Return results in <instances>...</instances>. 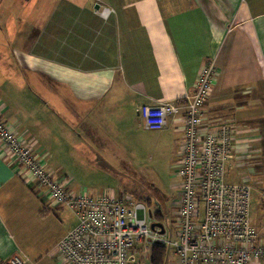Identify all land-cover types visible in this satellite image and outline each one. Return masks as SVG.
Wrapping results in <instances>:
<instances>
[{
  "label": "crops",
  "instance_id": "obj_1",
  "mask_svg": "<svg viewBox=\"0 0 264 264\" xmlns=\"http://www.w3.org/2000/svg\"><path fill=\"white\" fill-rule=\"evenodd\" d=\"M103 7L114 10L106 20L97 14ZM210 65L216 72L204 115L236 129L238 157L257 156L248 171L256 180L251 194L259 186L264 195V0H0L1 72L18 81L27 77L25 92L40 88L47 97L26 99L31 110L22 116L12 115L0 101L1 117L24 144L46 153L48 170L54 154L40 136L39 127L48 121L38 112L49 109L51 118L62 123L67 111L85 132L91 125L97 127L92 133L137 127L140 107L189 98ZM141 124L145 132H154ZM154 133L181 148L178 118ZM242 166L232 161L229 182L231 175L244 179ZM68 189L98 196L70 180ZM36 200L42 204L45 198L0 150V263L19 252L34 264H61L56 244L76 223L54 245L47 243L28 224L31 212L41 215ZM139 251V262L150 264L147 250ZM170 264H175L173 256Z\"/></svg>",
  "mask_w": 264,
  "mask_h": 264
},
{
  "label": "built area",
  "instance_id": "obj_2",
  "mask_svg": "<svg viewBox=\"0 0 264 264\" xmlns=\"http://www.w3.org/2000/svg\"><path fill=\"white\" fill-rule=\"evenodd\" d=\"M97 14L106 20L114 10L103 7ZM215 72L213 65L205 68L187 99L138 109L149 131L163 130L169 119L181 122L182 145L173 166L179 192L167 230L150 208L126 193L92 197L69 191L66 177L48 170L46 153L24 144L0 113L1 152L47 204L68 209L76 219L56 244L61 264H141L137 248L153 245L171 250L175 264H264V239L250 219L251 187L227 180L229 165L241 160L236 129L227 123L214 126L204 117ZM152 223H160L164 233L152 231ZM0 264L34 263L17 252Z\"/></svg>",
  "mask_w": 264,
  "mask_h": 264
},
{
  "label": "rangeland",
  "instance_id": "obj_3",
  "mask_svg": "<svg viewBox=\"0 0 264 264\" xmlns=\"http://www.w3.org/2000/svg\"><path fill=\"white\" fill-rule=\"evenodd\" d=\"M7 18H9V14ZM16 78L12 74L3 75L0 69V101L12 111V115L15 116L16 113L22 116L23 112L28 114L31 110L26 99H47V97L40 88L32 89V94L25 92L24 88L27 85L29 86L27 77L21 79L18 76L21 79L20 81ZM207 103L208 101L203 106L204 112H206ZM38 113L39 117L42 120L44 119L43 122L48 121V124H44L45 127L41 126L39 129H41L40 136L46 141V145L50 147L51 152L54 154V158L50 159V162L48 161L51 173L66 176L68 181L75 183L76 187H80L92 195L115 192L116 194L128 193L133 197L148 196L153 202L162 207V212L166 217L164 222L166 230L172 229L173 211L176 208L174 203L178 198L180 179L175 175L171 166L179 159L180 149L173 148L165 136L162 137V135L154 132H145L141 121H138V126L133 128L119 125L115 126V129L118 128L117 131H114V129L113 132H110L111 129H108V132L106 129H101V133H92L90 131L96 129V126H89V131L85 132L84 125L76 124L73 115L68 114L67 111H65L63 117L61 116L63 118L62 123L55 121V117L51 118V110L49 109ZM204 117L206 118V115ZM24 118L30 120L28 117ZM209 119L211 120V117ZM214 119H218V117ZM92 122L95 123L94 120ZM215 125H219V123ZM62 127L64 128L63 132L60 130ZM46 130H48L47 136ZM78 135H81V138ZM248 143L250 141L247 140L245 144L249 145ZM173 152H176L177 156L176 153L173 156ZM256 157L254 155L248 161L242 157L239 162L245 165L242 167L246 171H242L241 174L244 179H235L231 175L229 180L232 183H240L244 180L248 185L256 182V180L252 182V176L248 174V171L253 168V161ZM259 158H261V155H259ZM259 158L257 161L260 160ZM56 169L59 170L55 171ZM253 188L255 189L251 194L250 219L252 225L257 230L262 231L264 230L263 190L259 186ZM43 202H41L42 204L38 202L39 214L41 215L31 212L28 224L37 237L42 236L47 240V243L50 242L51 245H54L63 231L74 227L76 219L64 207L58 210L51 208L48 211L45 207L48 205L47 202L45 200ZM42 205L45 208H41ZM150 209L152 212L155 211V207L152 205ZM155 217L154 214L156 220ZM261 237L264 239L262 233ZM144 255H148V251ZM171 255L172 252L169 250L166 264L171 263ZM143 261L140 258L141 264H144ZM146 264H148V261Z\"/></svg>",
  "mask_w": 264,
  "mask_h": 264
},
{
  "label": "trees",
  "instance_id": "obj_4",
  "mask_svg": "<svg viewBox=\"0 0 264 264\" xmlns=\"http://www.w3.org/2000/svg\"><path fill=\"white\" fill-rule=\"evenodd\" d=\"M135 199L145 204L148 208H150L151 205L155 207L154 214L156 216L155 217L156 221H159V222L166 221V217L164 216V213L162 212V207L157 205L155 202H153L148 196L140 195V196H136ZM146 250L148 251V255H150V258H149L150 264H165V261L168 256V251H169L167 247L153 245V246L148 247ZM137 251H138V255L142 254L139 251V248H137Z\"/></svg>",
  "mask_w": 264,
  "mask_h": 264
},
{
  "label": "water",
  "instance_id": "obj_5",
  "mask_svg": "<svg viewBox=\"0 0 264 264\" xmlns=\"http://www.w3.org/2000/svg\"><path fill=\"white\" fill-rule=\"evenodd\" d=\"M263 225H264V222H263ZM155 228H159L160 229V234L164 233V229H163V227H162V225L160 223H152L151 226H150V229L152 231H154Z\"/></svg>",
  "mask_w": 264,
  "mask_h": 264
}]
</instances>
